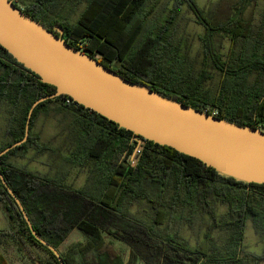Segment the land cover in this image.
Listing matches in <instances>:
<instances>
[{
	"label": "trees",
	"instance_id": "trees-1",
	"mask_svg": "<svg viewBox=\"0 0 264 264\" xmlns=\"http://www.w3.org/2000/svg\"><path fill=\"white\" fill-rule=\"evenodd\" d=\"M48 1H32L30 9H20L57 36L60 34L55 26L63 28L62 38L69 45L123 78L201 112L264 131V35L255 37L253 26L245 18L253 0H240L226 20L212 19L197 0H173L159 24L151 18L160 0H86V8L74 25L57 14L49 21L38 15L50 10L52 1ZM184 6L204 28L198 36L200 61L185 52L187 43L178 37L176 25ZM224 39L230 41L225 54ZM211 71L220 76L215 92L207 86ZM56 91L0 45V103L12 107L7 130L10 141L0 145V152L24 138L32 105ZM52 106L57 113L74 118L68 129V156L32 133L38 115ZM136 137L141 144L133 158ZM31 148L37 154L57 153L69 164V169L62 172L63 179L12 163V156H24ZM71 170H87L89 177L83 188L66 182ZM0 172L34 231L59 252L64 264H76L77 255L82 257L79 245H67L74 232L88 240L85 255L92 254V264H125L120 253H111L106 237L125 245L130 257L144 264H161L172 254L180 259L197 258V264L264 261V249L262 254H255L244 244L249 221L264 240V184L223 175L171 147L135 136L68 96L46 100L34 109L28 140L0 157ZM134 201L147 204L145 218L130 210L129 204ZM178 206L182 211L210 217L208 241L192 247L170 234L168 229ZM220 206L226 208L222 216ZM0 207L10 228L9 232L0 231V244L19 240L47 254L40 257L41 264H61L54 252L33 235L1 178ZM216 229L226 233L222 247L210 243ZM5 258L0 254V264H8Z\"/></svg>",
	"mask_w": 264,
	"mask_h": 264
},
{
	"label": "water",
	"instance_id": "water-1",
	"mask_svg": "<svg viewBox=\"0 0 264 264\" xmlns=\"http://www.w3.org/2000/svg\"><path fill=\"white\" fill-rule=\"evenodd\" d=\"M48 30L27 16L13 0H0V45L42 82L55 86L54 95L37 100L30 108L22 140L0 152V157L24 144L29 137L34 109L61 96L115 122L135 136L200 160L219 173L264 184V131L241 126L167 98L147 86L123 78L89 54L69 45L64 29ZM138 145L133 158L141 144ZM14 196L33 235L64 264L59 252L34 231L21 202Z\"/></svg>",
	"mask_w": 264,
	"mask_h": 264
},
{
	"label": "rangeland",
	"instance_id": "rangeland-1",
	"mask_svg": "<svg viewBox=\"0 0 264 264\" xmlns=\"http://www.w3.org/2000/svg\"><path fill=\"white\" fill-rule=\"evenodd\" d=\"M36 0H23L24 4H29ZM52 7L50 10L38 15L43 16L46 21L56 14L60 18H65L68 23L74 25L78 22L81 14L86 8V0H51ZM198 4L209 14L214 20H226L231 17L240 0H197ZM46 3H50L46 0ZM173 0H160L157 9L153 14L151 21L159 24L169 12ZM18 6L23 8L21 3ZM45 8L46 4L41 5ZM245 18L250 22L255 31L254 35H264V0H253L245 12ZM178 37L186 42L185 52L197 61L201 60L202 50L198 39L199 35L204 33V28L196 23L194 14L184 6L180 14L178 23L176 25ZM229 39H224L222 52L225 54L229 49ZM220 80L219 74L211 71V79L207 86L213 91H216L218 82ZM12 107L8 104L0 103V145L10 141V136L7 130L10 125ZM74 118L64 113L59 114L52 106L50 111H42L36 118L32 133L34 136H39L40 141L49 145L54 149H59L61 155L68 156L67 136L68 129L72 128ZM12 163L19 167L40 173L49 174L55 178L63 179L62 172L69 169V164L61 160L57 153L47 152L44 154H37L33 148L29 149L24 156H12ZM60 172V173H59ZM66 182L74 188L81 189L87 184L89 173L85 171L71 170L66 176ZM132 213L137 216L146 217V210L148 206L145 202L134 201L129 204ZM224 206L218 207V212L222 216L225 213ZM176 218L171 222L168 229L172 236H179L184 241H187L192 247H199L204 241H208L206 234L208 232L211 219L209 216H201L193 214L191 211H182L181 207H176ZM165 229V228H164ZM0 231L9 232V222L3 209L0 207ZM212 241L215 246L222 247L226 244V233L218 229L211 233ZM110 251L113 254L120 253L123 261L128 264H144L131 256L130 251L125 245L116 243L111 238H105ZM245 247L248 251L255 254H262L264 249V240L257 233L252 221H249L246 227ZM69 247L79 245L81 248V256L77 255L76 264H92V254L85 255L88 248V240L79 232H74L68 240ZM210 245V244H209ZM210 247V246H209ZM0 254L6 256L5 260L8 264H41L40 257L46 258L47 254L38 247H31L19 240H10L8 243L0 244ZM87 259H86V258ZM195 259H180L178 256L172 254L161 261V264H197ZM248 264H254L250 262ZM259 264H264V261Z\"/></svg>",
	"mask_w": 264,
	"mask_h": 264
},
{
	"label": "flooded vegetation",
	"instance_id": "flooded-vegetation-1",
	"mask_svg": "<svg viewBox=\"0 0 264 264\" xmlns=\"http://www.w3.org/2000/svg\"><path fill=\"white\" fill-rule=\"evenodd\" d=\"M14 1V3L16 4V6H18V3H21L24 7L23 8H21V7H19V8H21L22 10H28V9H30L28 6H29V4H34V2H30L29 4H24L23 2H21L20 0H13ZM64 34V33H63Z\"/></svg>",
	"mask_w": 264,
	"mask_h": 264
}]
</instances>
